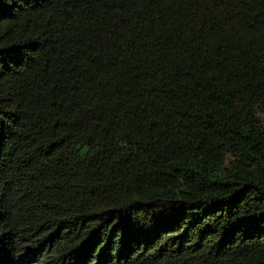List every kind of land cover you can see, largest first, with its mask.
Here are the masks:
<instances>
[{
    "label": "trees",
    "instance_id": "16d2710c",
    "mask_svg": "<svg viewBox=\"0 0 264 264\" xmlns=\"http://www.w3.org/2000/svg\"><path fill=\"white\" fill-rule=\"evenodd\" d=\"M0 264H264V0H0Z\"/></svg>",
    "mask_w": 264,
    "mask_h": 264
}]
</instances>
